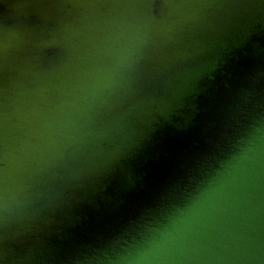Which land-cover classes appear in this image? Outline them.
<instances>
[{
  "label": "water",
  "instance_id": "1",
  "mask_svg": "<svg viewBox=\"0 0 264 264\" xmlns=\"http://www.w3.org/2000/svg\"><path fill=\"white\" fill-rule=\"evenodd\" d=\"M0 264H264V0H0Z\"/></svg>",
  "mask_w": 264,
  "mask_h": 264
}]
</instances>
